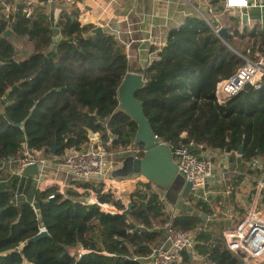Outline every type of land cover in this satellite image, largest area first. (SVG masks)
Listing matches in <instances>:
<instances>
[{
  "label": "trees",
  "instance_id": "1",
  "mask_svg": "<svg viewBox=\"0 0 264 264\" xmlns=\"http://www.w3.org/2000/svg\"><path fill=\"white\" fill-rule=\"evenodd\" d=\"M78 18V10L57 14L51 4H37L32 16L22 12L14 36L6 37L8 19L0 15V264H145L142 259L151 255L170 221L193 232L195 249L205 260L243 264L224 242L225 225L204 228L198 212L172 218L171 203L151 182L139 184L129 214H112L76 200L77 193L65 199L56 187L35 191L30 177L11 174L27 149L50 153L57 145L59 157L86 148L87 128L102 139L109 133L117 137L112 147L123 154L116 161L141 147L134 144L138 124L118 97L129 69L127 54L115 35L93 33ZM247 37L253 47L264 46V29L258 26L243 34L233 30L223 40L202 17L187 19L169 32L159 57L146 67L136 97L154 134L171 148L193 144L224 154L243 146L244 169L259 176L262 170L253 163L264 157V79L261 88H243L224 103L216 98L217 83L244 66L235 39ZM14 39H26L29 52L18 56ZM20 122L24 125L17 126ZM195 208L211 212L202 201ZM42 226L49 236L29 241ZM139 226L146 229L136 230ZM179 264H190L187 253Z\"/></svg>",
  "mask_w": 264,
  "mask_h": 264
},
{
  "label": "crops",
  "instance_id": "2",
  "mask_svg": "<svg viewBox=\"0 0 264 264\" xmlns=\"http://www.w3.org/2000/svg\"><path fill=\"white\" fill-rule=\"evenodd\" d=\"M21 2L22 0H10V3L15 7ZM251 2L253 0H250ZM256 2L258 4L251 7V9H243L240 12L237 9L227 10L225 0H75L72 4H67L66 0H55V3L51 4V10H54L57 14L62 9H68L69 11L78 10L79 21L82 25H90L92 32L96 27H100L103 32L115 35L118 46L123 49L128 57L129 69L125 76L129 73L145 76L146 67L159 57V53L162 50L161 47L151 43V38L156 37L166 42L171 30L180 27L187 19L196 16L207 20L210 27L224 26L230 32L238 29L243 34L247 30L251 31V29L257 26L264 29V0H256ZM245 13L247 15L246 19H244ZM212 20H216L218 25L212 26ZM7 28H11V24H8ZM59 31L58 38L61 36V30ZM247 38L249 41V37ZM245 40L246 38L243 39V42ZM14 42L18 56H23V54L29 52V45L26 39H14ZM246 45L245 43L239 44L244 53H246V49L243 46ZM141 143L139 142L138 144ZM88 144L89 142L86 146ZM139 146L141 147L135 146L128 151L136 149L137 152L144 149L143 144ZM196 149L203 155L211 157L215 165L218 164L220 167L218 172L220 179H212L214 180L213 182L209 179V188L202 190L193 189L191 195L184 201L183 205L170 204L167 210L170 212L172 218L180 214L191 215L198 212L204 221V228H207L208 225L220 224L222 226L225 225V229H227L235 225L247 213V209L243 205L249 203L248 200L251 199L249 197L246 200V196H240L241 192H239L240 189L242 190L243 181L248 175L247 169H244L245 163H243L241 154L238 151L216 154L205 150L203 147L201 149L198 146ZM115 151L109 157L107 164L110 170V179L106 182L108 185L114 187L112 190H106L103 186L105 182L103 181V183L101 179L87 181L60 168H54L51 164L44 167H31L32 169L28 171H26V167L23 173L25 176L30 177L29 180L35 191L40 192L48 187H56L59 194H62L65 199L77 193L78 196L74 197L76 200L80 199L86 205L105 203L107 206L105 210L108 213L119 214L123 213L125 208L118 207L117 202H120L124 207L128 205V208L129 204L132 203V195L141 188L139 184L148 183L149 181L142 174L128 177H113L114 171L118 169L120 163L128 154L127 151L121 160L116 161L117 155L122 156L123 151L120 149H115ZM44 152L46 158H58L56 154L51 152V149L50 153H47L45 150ZM240 175L242 179L239 178ZM235 182H237V185L234 191L233 185ZM87 183L91 186L90 188L85 187ZM154 187L160 193V190L155 185ZM100 195L105 196V200L102 202L99 200ZM240 197L242 198L241 200ZM191 199L193 202H190ZM198 201L208 204L211 212L209 211L210 213L206 214L202 210H196L195 207ZM34 207L39 209L36 202L34 203ZM239 209L243 212H240ZM214 213H217L219 218L213 219ZM204 215H206L205 219H203ZM83 250L86 249H81V252ZM185 253L189 255L190 264H213L205 260L195 247L192 250H185ZM185 253L184 251L182 252L179 262L184 260Z\"/></svg>",
  "mask_w": 264,
  "mask_h": 264
},
{
  "label": "built area",
  "instance_id": "3",
  "mask_svg": "<svg viewBox=\"0 0 264 264\" xmlns=\"http://www.w3.org/2000/svg\"><path fill=\"white\" fill-rule=\"evenodd\" d=\"M75 0H66L67 4L74 3ZM55 0H22L21 12L28 17L33 14V7L37 4L50 5ZM258 3L256 0L250 3V0H225L227 10L237 9L240 12L243 9L249 10ZM16 7L10 3V0H0V12L8 19L10 25L12 17L15 16ZM221 27H214L218 34ZM229 33H232L228 30ZM239 39V38H236ZM151 43L158 47H163L166 42L159 38H151ZM264 46L257 44L246 49V53L239 47L235 50L244 58L245 64L232 77L223 79L217 83L216 98L219 103H224L227 99L233 97L249 83L255 88L262 87L264 79ZM106 126V124H105ZM117 139L111 133L107 138L102 139L97 133L95 137L89 138V144L84 149H70L64 155L57 159L46 158L44 150L26 151V154L18 161L14 169H10L11 174H23L24 168L30 165L44 167L51 164L52 167L62 169L76 177H81L87 181H97L101 179L106 190H112L114 187L107 184L110 170L107 167L109 157L116 151L112 144ZM194 147V148H192ZM203 146H200L202 149ZM172 149L173 162L184 174L185 178L193 184L194 190L206 189V183L214 176L215 164L212 158L199 152L195 145H179ZM259 168L262 174L253 176L248 174L242 184L240 196L251 197L249 203L243 205L247 213L242 216L235 225L230 226L223 232V239L227 247L239 258L243 264H264V163L255 160L254 169ZM111 184V183H109ZM51 195L50 198H54ZM242 198L240 197V200ZM101 210H105V203L99 204ZM104 205V206H103ZM128 206V205H127ZM127 206L125 209H127ZM124 209V210H125ZM123 210V211H124ZM213 219L219 218L217 213L212 216ZM155 228L156 225L154 224ZM165 235L154 246L150 256L145 258V264H179L182 252L192 250L195 243V236L192 232L177 229L170 222L165 223ZM46 227H41L40 232ZM150 230V229H147ZM87 250H83L85 252Z\"/></svg>",
  "mask_w": 264,
  "mask_h": 264
},
{
  "label": "water",
  "instance_id": "4",
  "mask_svg": "<svg viewBox=\"0 0 264 264\" xmlns=\"http://www.w3.org/2000/svg\"><path fill=\"white\" fill-rule=\"evenodd\" d=\"M21 3L16 5L15 20L11 25V28L5 30V36L14 35L13 28L16 24L17 19L22 15ZM246 11V10H245ZM247 15L245 13L244 19ZM212 26H217L218 22L212 20ZM54 36L59 34L58 27L52 29ZM93 32H103L100 27L93 29ZM218 35L226 40L229 37L228 28L222 26L218 32ZM145 82V76L140 74H127L122 80L118 91L120 107L123 108L135 122L138 124V131L136 133L134 144L137 145L142 142L144 149L136 152V149L128 151V154L124 157L120 163L118 169L113 173V177H128L131 175L142 174L145 176L149 182L155 185L162 195V199L166 200L171 204H177L178 206L183 205L184 201L188 199L193 191V184L188 181L184 174L178 169V166L173 162L172 149L169 145L161 141L157 135L152 131L149 120L147 119L144 111L142 102L136 97V92L142 88ZM245 88L251 87V84L246 83ZM15 87L12 88V90ZM103 122L106 119L102 120ZM24 123L20 122L17 126H23ZM88 138L95 137V133L92 129L87 128ZM194 148V147H192ZM57 145L51 147V152L53 154L57 153ZM227 153L231 152L230 148H227ZM238 153L242 155L243 146L240 147ZM214 160H212L213 162ZM31 167H37V165L27 166L26 171L32 169ZM214 179L213 177L210 179ZM210 187V183H206V188ZM158 191V190H157ZM218 198V196H217ZM176 205V206H177ZM132 203L129 207L123 211L125 214L131 212ZM206 215L203 216V219ZM146 229L144 226L137 227L136 230ZM163 230V229H161ZM127 233V230H123ZM43 236H49L47 229L42 230L38 235L31 238L29 241H36L41 239ZM239 261L243 263L242 259Z\"/></svg>",
  "mask_w": 264,
  "mask_h": 264
},
{
  "label": "rangeland",
  "instance_id": "5",
  "mask_svg": "<svg viewBox=\"0 0 264 264\" xmlns=\"http://www.w3.org/2000/svg\"><path fill=\"white\" fill-rule=\"evenodd\" d=\"M236 40V42L238 43V44H242V43H245V44H247L246 46H243V48H245V49H248L249 47H251L252 46V41H248V38L243 42V40H240V39H235ZM261 159H259V161H261L262 163H264V161H262V159L264 160V157L262 156V157H260ZM219 170H220V167L218 166V164H216V166H215V168H214V171H213V173H214V180H216V179H220L219 178ZM214 180H211V182H213ZM190 202H193L192 201V199L190 200ZM243 205V204H242ZM242 209H243V206H242ZM240 210V212H243L241 209H239ZM228 222V221H227ZM142 261L143 262H145V259H142Z\"/></svg>",
  "mask_w": 264,
  "mask_h": 264
}]
</instances>
